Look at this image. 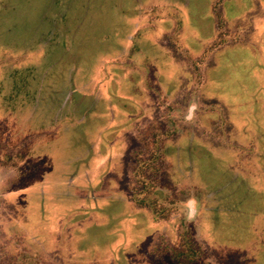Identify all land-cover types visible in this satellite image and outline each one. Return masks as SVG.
Returning <instances> with one entry per match:
<instances>
[{
    "label": "rangeland",
    "instance_id": "rangeland-1",
    "mask_svg": "<svg viewBox=\"0 0 264 264\" xmlns=\"http://www.w3.org/2000/svg\"><path fill=\"white\" fill-rule=\"evenodd\" d=\"M12 68L25 106L4 110L34 164L21 192L50 245L154 264L188 228L208 263L264 264V0H0V80ZM150 130L166 135L164 218L126 184Z\"/></svg>",
    "mask_w": 264,
    "mask_h": 264
},
{
    "label": "trees",
    "instance_id": "trees-1",
    "mask_svg": "<svg viewBox=\"0 0 264 264\" xmlns=\"http://www.w3.org/2000/svg\"><path fill=\"white\" fill-rule=\"evenodd\" d=\"M223 23V19L220 18L218 25L221 27ZM7 75H9L8 80H0V169H7L11 174L0 182V264H78L70 258L72 252L68 242L62 240L52 246L46 241L35 219V206H32L31 199L21 192L33 173L34 164L26 138L13 131L12 126L15 122L4 110V107L11 109L13 105L24 108L22 75L16 68H12ZM222 127H228L226 121ZM150 133L151 135H148ZM145 134L144 138H140L138 147L130 153L129 178L126 184L137 206L151 211L159 203L166 204L165 200L153 196L161 169L159 165L161 156L157 144L166 135L162 136L154 130ZM189 199L190 197H186L185 202ZM165 208L161 209L164 210L160 213L161 218L165 217L171 207L165 205ZM186 208L184 211L188 214ZM193 210L189 214L193 215ZM176 229L178 230L177 227ZM160 236L161 234L158 237ZM175 236L177 239L174 240L173 237L171 244L175 247L167 250L169 253L166 257L163 253L166 249L162 251L157 245L158 262L154 264H243L245 262L243 261L245 257L237 253L233 254L235 258L227 257L223 263H219L216 259L208 263L204 254V244L196 239L194 232L186 228L184 231L178 230ZM160 240H163L162 236ZM236 258L238 259L235 260Z\"/></svg>",
    "mask_w": 264,
    "mask_h": 264
},
{
    "label": "crops",
    "instance_id": "crops-1",
    "mask_svg": "<svg viewBox=\"0 0 264 264\" xmlns=\"http://www.w3.org/2000/svg\"><path fill=\"white\" fill-rule=\"evenodd\" d=\"M189 200H192V199H189Z\"/></svg>",
    "mask_w": 264,
    "mask_h": 264
}]
</instances>
